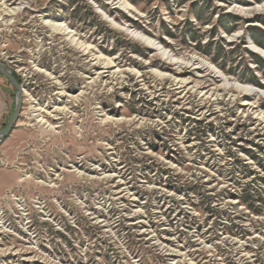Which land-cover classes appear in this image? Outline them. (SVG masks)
<instances>
[{
    "label": "rangeland",
    "instance_id": "374dc122",
    "mask_svg": "<svg viewBox=\"0 0 264 264\" xmlns=\"http://www.w3.org/2000/svg\"><path fill=\"white\" fill-rule=\"evenodd\" d=\"M114 1L0 0V264H264V0Z\"/></svg>",
    "mask_w": 264,
    "mask_h": 264
},
{
    "label": "bare ground",
    "instance_id": "6f19581e",
    "mask_svg": "<svg viewBox=\"0 0 264 264\" xmlns=\"http://www.w3.org/2000/svg\"><path fill=\"white\" fill-rule=\"evenodd\" d=\"M118 1L120 7H123L125 10H131V7L129 6V4H127L126 2H124L123 0H115ZM114 1V2H115ZM123 2V3H122ZM24 2H22L20 4V8H8L6 5L5 8L3 9V11L0 13V19L4 18L6 16H12L14 14L19 13L23 7H25ZM126 7V8H125ZM243 11V10H242ZM53 33L58 34V35H62L65 36L73 45L75 48L80 49V50H84L86 49L87 51L91 49L90 46H88L87 44L80 42V39H77L76 35L74 34V32H72L67 26H65L64 24L60 23V22H56V23H52V22H47L45 24ZM142 41V40H141ZM143 44L146 45V47H150L153 49H156V45L151 44V43H144ZM92 50V49H91ZM254 51H256L257 53L264 55L263 51L258 50L256 48H253ZM91 53V52H90ZM188 64V63H187ZM190 66V65H189ZM204 68V67H203ZM234 86V85H233ZM229 87V86H228ZM230 88V87H229ZM234 88V87H233ZM232 90V89H231ZM247 93V92H246ZM241 94V93H240ZM248 94V93H247ZM249 95V94H248ZM217 96V95H216ZM60 111V110H59ZM51 115V114H50ZM43 122V120H41ZM47 123V122H46Z\"/></svg>",
    "mask_w": 264,
    "mask_h": 264
},
{
    "label": "water",
    "instance_id": "95a60500",
    "mask_svg": "<svg viewBox=\"0 0 264 264\" xmlns=\"http://www.w3.org/2000/svg\"><path fill=\"white\" fill-rule=\"evenodd\" d=\"M0 75H2L13 88L16 95V107L13 115L11 116L8 124L0 130V144H2L11 135L16 128L20 116L22 114L24 103V90L22 85L18 82L16 77L6 63L0 61Z\"/></svg>",
    "mask_w": 264,
    "mask_h": 264
},
{
    "label": "trees",
    "instance_id": "16d2710c",
    "mask_svg": "<svg viewBox=\"0 0 264 264\" xmlns=\"http://www.w3.org/2000/svg\"><path fill=\"white\" fill-rule=\"evenodd\" d=\"M259 64L264 65V61H259ZM17 80L18 77L14 75ZM242 203L247 206L248 209H250L253 213L259 214L260 210L256 208V204L259 203L261 205L264 204V197L260 192H256L253 189H243V196H242Z\"/></svg>",
    "mask_w": 264,
    "mask_h": 264
},
{
    "label": "crops",
    "instance_id": "0c3cea01",
    "mask_svg": "<svg viewBox=\"0 0 264 264\" xmlns=\"http://www.w3.org/2000/svg\"><path fill=\"white\" fill-rule=\"evenodd\" d=\"M1 118H2V114L0 115V120H1Z\"/></svg>",
    "mask_w": 264,
    "mask_h": 264
}]
</instances>
